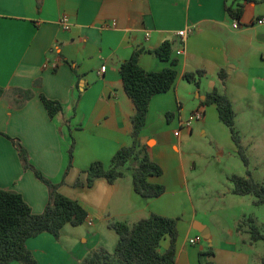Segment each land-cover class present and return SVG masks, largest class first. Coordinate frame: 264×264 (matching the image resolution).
Masks as SVG:
<instances>
[{"label": "crops", "instance_id": "0c3cea01", "mask_svg": "<svg viewBox=\"0 0 264 264\" xmlns=\"http://www.w3.org/2000/svg\"><path fill=\"white\" fill-rule=\"evenodd\" d=\"M239 5L244 13L236 29L228 8ZM63 16L70 30L61 25ZM263 16L264 0H0V188L20 193L36 214L49 203L48 187L24 168L7 134L19 138L31 163L89 213L84 224L65 225L59 239L48 233L29 239L38 264H83L93 251L114 253L119 236L109 222L132 226L153 214L179 219L176 264H204L205 257L209 264H264L263 240H252L247 221L255 197L233 193L234 174L225 171L216 183L212 172L200 174L186 150L202 134L221 155L238 154L217 106L204 102L217 89L231 100L236 117L245 107L259 108L264 25L255 21ZM180 31L186 32L184 41ZM164 41L172 44L170 61L155 53ZM182 43L184 53L178 56ZM136 51L147 72L178 61L177 80L151 100L139 139L163 169L149 178L166 188L156 198L134 191L136 161L114 184L104 178L87 184L94 162L109 168L117 151L133 143L135 104L125 92L120 67ZM197 71L205 72L200 86L185 78ZM221 71L227 74L225 82ZM21 91H32L33 97L27 100ZM42 95L63 106L53 119ZM198 109L203 118L187 127L184 123ZM79 180L84 186H77ZM229 205L237 212L233 219L217 220L218 209L223 217ZM169 244L165 239L161 250ZM206 252L212 254L200 256Z\"/></svg>", "mask_w": 264, "mask_h": 264}, {"label": "trees", "instance_id": "16d2710c", "mask_svg": "<svg viewBox=\"0 0 264 264\" xmlns=\"http://www.w3.org/2000/svg\"><path fill=\"white\" fill-rule=\"evenodd\" d=\"M228 12L233 19L240 21L244 10L242 5H239L237 8H228ZM172 52L170 41H164L155 51L162 61H170ZM138 55V51L134 52L132 57L120 67L125 92L135 104V114L132 117L133 143L117 151L109 168H106L102 162H94L87 170V184L92 187L99 178L114 184L117 179L124 176L125 166L136 161L138 166L133 169L134 191L145 198H156L163 195L166 188L161 184L149 182V178L162 175L163 169L151 159L147 148L141 146L139 139L147 124L151 100L173 88L178 76L176 69L178 61L172 60L171 67L163 71L147 72L139 65ZM204 76V71L185 74L186 80L195 83L196 86H200ZM219 76L223 82L226 81L227 74L224 71H221ZM39 82L37 81V84ZM21 92L27 100L33 97L32 91ZM41 99L51 119L62 112L63 106L60 102L49 99L45 95H42ZM204 103L217 106L220 119L229 128L233 142L238 148V154L245 166H248V158L244 153L240 132L236 127V113L231 100L215 89L207 95ZM4 135L13 142L24 168L33 171L36 177L48 187L49 203L43 213L36 214L20 193L0 188V264H10L15 261L23 264H38L27 246V241L44 233L59 239L65 225L80 226L87 221L89 213L78 200L63 195L59 191V184L50 181L31 163L28 150L19 138ZM70 159L69 168L72 165L73 147L70 150ZM230 180L234 184L235 195H252L255 197L256 206H264V183L256 182L249 171L246 177L233 175ZM77 186H84V184L79 180ZM178 221L177 218L157 214L142 219L132 226L126 222L112 220L108 226L119 236L114 253L104 249L93 251L83 264H176ZM247 221L250 223L252 240H264V235L254 224V219L249 217ZM241 227L242 225H239V228ZM167 238L170 240L169 247L162 251V243ZM211 254L212 252H206L201 253L200 256Z\"/></svg>", "mask_w": 264, "mask_h": 264}, {"label": "rangeland", "instance_id": "374dc122", "mask_svg": "<svg viewBox=\"0 0 264 264\" xmlns=\"http://www.w3.org/2000/svg\"><path fill=\"white\" fill-rule=\"evenodd\" d=\"M259 104L257 107H245L243 110L238 111V115L235 119L236 127L240 132L241 143L244 149V153L248 158V166H245L242 158L239 154L230 155L226 151L224 155L212 143L210 137H205L199 134L186 146L187 152L195 158L198 163V171L200 174H206L212 172L214 174V182H219V178L226 171L238 176H247L249 171L251 177L258 183L264 182V99L256 101ZM227 149V148H226ZM219 158L221 161H219ZM216 180V181H215ZM225 182V180L223 181ZM253 198V196H248ZM213 206L216 207V202H212ZM229 211H220L218 209L217 220L219 221H230L233 219V214L237 213L229 205ZM225 210V209H224ZM247 217L254 219V224L260 232L264 235V207L253 206ZM225 226V223H223ZM264 244V240L261 241ZM204 264H209L206 261V257L203 258Z\"/></svg>", "mask_w": 264, "mask_h": 264}, {"label": "built area", "instance_id": "2783aa9c", "mask_svg": "<svg viewBox=\"0 0 264 264\" xmlns=\"http://www.w3.org/2000/svg\"><path fill=\"white\" fill-rule=\"evenodd\" d=\"M258 25H264V16L263 17H260L258 18L256 21H255ZM61 25L63 26V28L65 30H70L71 29V23H70V20L67 16H63L61 18ZM233 27L236 28V29H239L241 28V24H240V21L234 19V22H233ZM186 35V32L185 31H180L178 33V36L179 37H182V41H184V37ZM184 53V44L182 43L180 45V47L176 50V54L178 56L182 55ZM106 70V67H102V72H104ZM203 110L201 109H198L196 110L194 113H192L189 117V119L186 121V123H184L187 127H189L191 125L192 122L194 121H197V120H200L203 118ZM180 132L181 131H177L175 133L176 136H179L180 135ZM191 243H195V240H191Z\"/></svg>", "mask_w": 264, "mask_h": 264}]
</instances>
